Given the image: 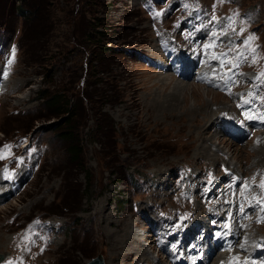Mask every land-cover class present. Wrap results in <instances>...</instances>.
<instances>
[{"label":"rangeland","instance_id":"1","mask_svg":"<svg viewBox=\"0 0 264 264\" xmlns=\"http://www.w3.org/2000/svg\"><path fill=\"white\" fill-rule=\"evenodd\" d=\"M261 73L264 0H0L3 263L264 264Z\"/></svg>","mask_w":264,"mask_h":264},{"label":"snow or ice","instance_id":"2","mask_svg":"<svg viewBox=\"0 0 264 264\" xmlns=\"http://www.w3.org/2000/svg\"><path fill=\"white\" fill-rule=\"evenodd\" d=\"M229 21L231 22V18H229ZM229 26H231V23L229 24ZM241 31H243V30H241ZM213 35H215V33ZM251 39H252V37L249 38V40H251ZM247 43H248V41H245V44H247ZM227 55H228L227 53H222L219 57H216V59H219L221 61V67L224 66V64L226 62ZM243 59H244L243 54L237 56L236 57V62L232 63L231 64V67L234 68V69L235 68H239V65L243 61ZM9 63H11V61H9ZM260 76H264V73H261ZM207 82L209 84H212V81L211 80H208ZM230 82H232V77L231 76H228V80L226 81V83H230ZM215 86L219 87V85H215ZM229 94L231 95V92H229ZM244 103H249V101H245ZM239 106L242 107L243 105H239ZM245 115H246V118L247 119H252L253 118V116L250 113H245ZM259 118L262 121H264V116H261ZM4 147H5V149H9V150L11 148L10 145H5ZM5 158H6V156L3 155L2 153H0V159H5ZM10 178H11V176L8 174L7 170H5V179H10ZM259 187L264 188V181L261 182V184L259 185ZM258 203H259V201H258ZM261 211L264 212V208H262ZM258 222H264V216L260 217V219L258 220Z\"/></svg>","mask_w":264,"mask_h":264},{"label":"trees","instance_id":"3","mask_svg":"<svg viewBox=\"0 0 264 264\" xmlns=\"http://www.w3.org/2000/svg\"><path fill=\"white\" fill-rule=\"evenodd\" d=\"M33 8V7H32ZM21 9L22 8H19V10L21 11ZM34 9V8H33ZM25 12H27V13H29V15H30V12L28 11V9H25ZM36 12V10L34 11V13ZM33 13V14H34ZM30 16H24V19L23 20H26L27 18H29ZM33 17H34V15H33ZM97 33H99V32H97ZM102 34H100V36H101ZM90 36V38H93V39H95L96 41L98 40V39H96V37H94V36H91V35H89ZM99 43H97V45H98ZM101 50H104V51H106V50H108V51H111V49H109V48H107L105 45L104 46H102L101 47ZM59 96H56V95H54V96H50V97H48L47 98V100L44 102V107H46L48 110H52V111H54V112H56V113H58V114H61V115H65V121H64V123H65V125L67 124V123H69V121H70V119H72V111H71V109L69 108V104H67V103H63V105H62V109L60 110V111H58L57 109V105L58 104H61V102L59 101L58 102V100H59V98H58ZM71 115V116H70ZM61 127V126H60ZM64 136H65V134H64ZM80 154V152H78L77 153V155H79ZM76 155V154H75Z\"/></svg>","mask_w":264,"mask_h":264},{"label":"bare ground","instance_id":"4","mask_svg":"<svg viewBox=\"0 0 264 264\" xmlns=\"http://www.w3.org/2000/svg\"><path fill=\"white\" fill-rule=\"evenodd\" d=\"M7 83H8V81H5V80H3V79H0V84L5 88L6 87V85H7ZM192 87V86H191ZM202 89V88H201ZM207 92V94H208V92H210V91H206ZM210 93H212V92H210ZM164 100V99H163ZM167 100V99H166ZM172 100L173 101H176L177 102V99H174V98H172ZM169 101V100H168ZM154 102V101H153ZM162 102H164V101H162ZM171 102V101H170ZM175 102V103H176ZM179 102V101H178ZM169 103V102H168ZM173 103V102H172ZM171 103V104H172ZM174 103V104H175ZM162 104V103H161ZM170 104V105H171ZM197 104H201L200 102H197ZM152 105V104H151ZM157 105H159V104H157ZM156 105V106H157ZM179 105V104H178ZM166 106H168V105H166ZM158 107V106H157ZM169 107V106H168ZM171 107V106H170ZM172 107H174V106H172ZM159 109V108H158ZM171 109H173V108H171ZM175 109H176V107H175ZM1 194V193H0ZM1 199V198H0ZM5 201H7L8 200V198H5L4 199ZM5 208H7V207H4V208H2L1 210H4ZM8 209V208H7ZM5 212V211H4ZM2 213V212H1ZM125 227V226H124ZM122 228V227H121ZM194 228V227H193ZM127 229H129V228H127ZM131 231V230H130ZM130 232L128 231V230H124L122 233H120L119 234V238H120V241H122V245L124 244V242H125V244H127V242H129L130 241V237H128ZM132 233V232H131ZM130 236H131V234H130ZM132 237L134 238V236L132 235ZM232 238V237H231ZM252 243V242H251ZM253 245V244H252ZM249 246V245H248ZM247 248V247H246ZM190 253V252H189ZM0 255H6V253H0Z\"/></svg>","mask_w":264,"mask_h":264},{"label":"water","instance_id":"5","mask_svg":"<svg viewBox=\"0 0 264 264\" xmlns=\"http://www.w3.org/2000/svg\"><path fill=\"white\" fill-rule=\"evenodd\" d=\"M1 259V257H0ZM86 264H104L103 257L101 255L95 256V258L91 259L89 262Z\"/></svg>","mask_w":264,"mask_h":264}]
</instances>
